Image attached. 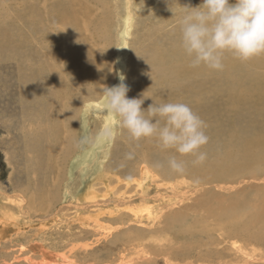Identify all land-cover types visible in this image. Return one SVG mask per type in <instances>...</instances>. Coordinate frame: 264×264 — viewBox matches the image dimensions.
Listing matches in <instances>:
<instances>
[{
  "label": "bare ground",
  "instance_id": "bare-ground-1",
  "mask_svg": "<svg viewBox=\"0 0 264 264\" xmlns=\"http://www.w3.org/2000/svg\"><path fill=\"white\" fill-rule=\"evenodd\" d=\"M96 1L108 4L105 0ZM201 1L160 0L159 3L160 6L174 8L188 2L201 4ZM2 2L4 4L6 0H0L1 8ZM125 2L124 45L128 46L133 27L134 5L131 0ZM151 31L146 30L142 38L152 34ZM168 34L164 41L152 38L148 46L135 55V63L129 66L128 48H122L118 74H124L128 66L127 75L124 74L128 78H125L124 83L130 87L129 98H139L146 91L157 103L184 102L206 122L209 141L202 148L207 153L205 162L194 166L191 156L181 157L173 150L155 149L157 146L154 140L132 141L125 132L115 151L123 158L132 152L133 158L117 159L118 162L103 163L102 166L111 169L109 179L117 181L119 190L113 193L110 188L100 195L95 189L102 184L101 178V183L98 181L89 186L84 197H78L77 200L85 208L110 203L113 198L117 203L136 198L160 202V215H150L147 220L142 214L129 212L131 214L127 215L120 210L110 211L105 215L109 221L105 230L116 233L113 242L128 244V248H132L133 241L149 239L147 249L139 244L137 248L140 253L131 258L128 264H264V56L241 62L230 54H225L223 71H212L204 66L192 68L189 66V58L180 47L179 28H174ZM15 37V33L6 29L5 18L0 9V46L9 45L15 49ZM18 53L21 55L20 50ZM62 56L63 54L55 57L61 60ZM83 63L84 59L72 62L71 66ZM73 73L67 66H54L44 72L47 77L45 81L49 79L55 82L56 89L54 88V113L49 131L37 135V138L35 136V140L31 139L32 147L39 151L36 152L37 157L46 160L45 164L36 162V170L42 166H49L51 169L55 167V152L63 143L62 136L70 120V109L75 113L82 104L81 100L64 102L66 95L60 84L68 91L61 83L62 78L72 85L71 78H77ZM118 74L107 87L121 82ZM103 88L102 85L89 88L85 95L90 98L85 99V102L98 103ZM153 100L145 99L142 108L146 110ZM93 115L102 116L103 132L98 138L103 140L106 137L104 130L107 118L100 112ZM74 143L73 138L66 140L62 164L70 161L69 154ZM95 145L102 151L103 158H107L109 148L102 147L98 141ZM96 146L81 154L83 157L79 155L85 170L90 165L100 167L98 159L94 157L90 160ZM174 155L185 162L183 174L173 173L168 168L167 161ZM72 166L73 161L71 168ZM125 167L127 170L123 169ZM138 167L143 175L150 174L149 167L158 171L154 180L156 182L160 178L168 181L146 188L140 183L139 189L117 175V171L130 173ZM113 172L117 173L112 174ZM72 174L73 171H70L69 179H72ZM69 190L67 187V196L71 195ZM58 191L57 189L54 193L55 197L52 196L55 202L58 200ZM81 191L79 195L82 194ZM163 191H166L165 195L162 194ZM170 192L173 194H168ZM45 195L46 193H38V199H42L39 201L45 202ZM154 218L157 222L151 224L150 221ZM4 225L0 224V238L6 235ZM26 255L28 254H25L24 259ZM64 257L42 247L40 259L31 260L28 256L26 261L33 264H61L59 259Z\"/></svg>",
  "mask_w": 264,
  "mask_h": 264
},
{
  "label": "rangeland",
  "instance_id": "rangeland-1",
  "mask_svg": "<svg viewBox=\"0 0 264 264\" xmlns=\"http://www.w3.org/2000/svg\"><path fill=\"white\" fill-rule=\"evenodd\" d=\"M105 1L108 4L96 0H6L4 4L2 2V8L0 6L6 29L16 34L17 41L15 49L9 45L0 46V224H5L6 229L5 237L0 238V264H33L26 259L28 256L31 260L40 259L42 247L64 255L59 259L61 264H128L140 253L139 244L147 249L148 238L133 241L132 248L113 242L116 233L105 230L109 222L105 215L120 210L127 215L131 214L129 212L142 214L147 220L150 215H160L159 201L136 198L117 203L113 198L110 203L85 208L77 200L84 197L89 186L98 181L101 183V178L102 184L95 189L100 195L110 188L113 193L118 191L117 181L109 179L111 169L102 166L126 159L115 151L125 131L117 130L113 139L104 137L101 140L98 137L103 132L102 116H84L80 108L85 99L90 98L85 95L89 88L107 87L118 74L123 49L116 46L124 45L126 0ZM159 1L131 0L134 17L128 42V66L152 38L166 40L168 33L178 27L177 22L187 7L200 5L188 2L169 8L160 6ZM146 30H152V34L142 38ZM61 54V60H57L55 56ZM82 59L85 63L75 65L76 68L71 66L72 62ZM54 66H67L77 76L71 78L72 85L62 78V85L68 89L66 91L60 84L66 95L64 102L81 100L82 104L75 113L70 109L63 143L55 152V167L42 166L36 170V162L45 164L46 160L37 157L39 151L32 147L31 139L48 133L51 125L56 83L49 79L45 81L44 72ZM127 96L129 98V91ZM68 138H73L75 143L69 154L70 161L62 164ZM97 141L102 147L109 148L107 158H103L102 151L95 145ZM95 146L90 160L98 159L100 167L90 165L85 170L80 156ZM121 151L125 152L124 149ZM123 169L127 170L126 167ZM149 170L148 175H143L139 167L130 173L117 171V175L139 189L140 183L146 188L168 181L164 178L154 181L158 171L152 167ZM70 171H73L72 179H69ZM67 187L71 194L68 196L65 194ZM57 189L59 195L55 202L52 196L55 197ZM38 193H46L45 202L39 201ZM156 218L150 223L157 222ZM24 253L28 254L25 259Z\"/></svg>",
  "mask_w": 264,
  "mask_h": 264
},
{
  "label": "clouds",
  "instance_id": "clouds-1",
  "mask_svg": "<svg viewBox=\"0 0 264 264\" xmlns=\"http://www.w3.org/2000/svg\"><path fill=\"white\" fill-rule=\"evenodd\" d=\"M177 26L180 47L192 68L223 71L225 54L241 62L264 56V0H202L197 7H187ZM118 75L121 82L104 87L98 103L84 102L82 114L102 113L107 118V139L122 130L132 141L154 140L161 151L191 156L194 166L203 164L207 153L202 148L209 141L206 122L184 102L157 103L146 91L139 98H128L130 87L124 83V74ZM147 98L153 103L145 110L142 105ZM126 158L132 159L133 153ZM167 165L173 173L185 172V162L175 155Z\"/></svg>",
  "mask_w": 264,
  "mask_h": 264
}]
</instances>
